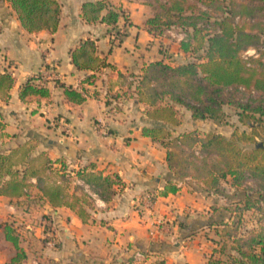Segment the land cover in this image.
Segmentation results:
<instances>
[{
  "label": "crops",
  "instance_id": "crops-1",
  "mask_svg": "<svg viewBox=\"0 0 264 264\" xmlns=\"http://www.w3.org/2000/svg\"><path fill=\"white\" fill-rule=\"evenodd\" d=\"M89 1L97 0H59L62 13L56 32L31 33L9 0H0V74L15 77L9 97L0 95V150L10 153L34 146L20 168L44 153L58 161L54 164L57 169L65 163L69 170L94 165L104 175L118 173L123 186L106 202L89 185L72 177L69 192L84 190L93 201L87 222L68 206L52 207L36 187V178L27 194L0 196V264H27L28 254L35 250L58 264H128L136 249L149 253L148 264L159 260L165 264H208L210 257L227 262L229 255L216 250L204 254L206 243H200L199 234L211 224L213 228L224 227L220 225L223 222L231 224L236 212L223 206L216 212L211 208L213 202L221 205L230 197L223 192L209 193L201 183L177 176L168 165V149L142 133L152 122L144 113L145 105L132 92L134 84L131 88L129 84L150 63H170L155 45L158 38L145 27L146 20L155 14L153 6L146 0H108L126 14L109 26L104 21L88 23L84 19L82 6ZM106 13L104 10L101 17ZM120 29L124 34L117 44L111 36ZM87 39L95 41L97 55L110 66L96 71L76 68L72 51ZM48 48L59 73L57 81L79 92L84 101H69L65 88L53 80L44 85L49 88L48 96L20 98V88L46 65ZM94 106L100 115L91 114ZM189 117L194 120L191 112ZM100 121L105 123L107 134L97 129ZM196 129L186 127L181 119L174 135ZM33 137L42 143L28 142ZM170 183L177 184L176 192L165 191ZM227 184L232 187L229 180L222 188ZM11 223L19 234V248L6 238L5 227ZM259 225L256 221L253 228ZM248 230L250 227L244 232ZM51 233L60 240L57 248L40 241ZM20 252L22 257L18 258Z\"/></svg>",
  "mask_w": 264,
  "mask_h": 264
},
{
  "label": "trees",
  "instance_id": "trees-1",
  "mask_svg": "<svg viewBox=\"0 0 264 264\" xmlns=\"http://www.w3.org/2000/svg\"><path fill=\"white\" fill-rule=\"evenodd\" d=\"M9 2L27 31L53 33L59 28L62 13L59 0ZM82 10L88 23L104 21L109 26L117 23L120 15L126 16L108 0L85 2ZM104 10L107 13L101 17ZM145 27L153 35L163 28L182 29L186 37L180 46L190 59L177 65L164 60L152 62L129 84V88L134 84L132 92L145 105L144 113L152 122V126L143 127L142 133L168 149L167 162L177 176L189 178L186 182L195 180L205 191L215 194L221 193L223 183L230 180L232 187L246 191L243 210L259 211V227L247 232L242 231L235 217L231 224L221 223L223 235L232 239L230 250L223 244L221 251L229 255V260L210 257L208 264H264V207L259 205L264 196V142L258 141L264 131V0H170L159 5ZM250 49H255L256 55L244 57ZM71 57L79 70L96 71L110 66L97 55V45L91 39L81 42ZM36 81L37 77L31 78L20 88V98L49 95V88ZM57 84L65 88L69 101L85 100L76 90L59 81ZM14 85L11 73L0 74L2 97H9ZM225 107L234 108L238 121L250 132L234 131L230 137L218 130L174 135L181 124V108L190 111L194 120H207L221 127L228 121ZM244 144L253 147L246 148ZM19 153V149L10 153L0 151V196L21 197L36 178V187L52 207L68 206L87 222L91 215L88 207L93 206V201L84 190L71 194L70 179L82 180L106 202L112 201L123 186L118 173L104 175L94 165L69 170L65 163L62 169H57L54 164L58 161L45 154L32 159L25 168H18L29 157L28 150L18 159ZM177 190L175 183L165 189ZM252 194L258 195L257 200L252 199ZM233 211L237 214L238 209ZM5 232L6 238L19 248L15 225L7 224ZM21 257L22 252L18 253V258ZM133 262L132 256L128 264Z\"/></svg>",
  "mask_w": 264,
  "mask_h": 264
},
{
  "label": "rangeland",
  "instance_id": "rangeland-1",
  "mask_svg": "<svg viewBox=\"0 0 264 264\" xmlns=\"http://www.w3.org/2000/svg\"><path fill=\"white\" fill-rule=\"evenodd\" d=\"M147 2H149L155 12L157 9H159V5L161 3H168L170 0H146ZM158 38V41H155V45L158 46V51L160 50L161 52H163V55L165 57V59L174 64L177 65L179 63L188 61L189 55H187L180 46V41L186 37V33L180 29V28H171V29H161V30H156V34L154 35ZM251 50V54L253 55L256 52H254V49H250ZM121 53L123 54L124 52L121 51ZM179 53L182 54V56H178ZM154 57H158V54L155 53ZM171 64V65H172ZM112 98L115 97L116 93L112 94ZM226 112L228 114V121L227 124L221 127H216L212 122L210 121H198L195 122L194 120L192 121L191 118L189 117L190 112L185 109V108H181L180 109V116L182 119V122L184 123V125H186V127L188 128H197L196 131H198L199 133H203L204 131H210V130H218L222 133H224V135L229 136L232 133H234V131H237L239 133L243 132V131H247L250 132V129L244 125H242L239 121H238V116H237V112L234 108H230V107H225ZM92 112L91 114H95V115H100V109L97 106H94L93 109H91ZM94 111V112H93ZM262 136H258V141L264 142V131H262L261 133ZM37 141V143H42V140L38 137L35 138L33 137L32 139L28 140V142H34ZM244 146L246 148H252L253 145L250 144H244ZM34 146H31L30 148L27 149H19L20 153L18 154V156H16L18 159L22 157V155H24L25 150H28V153H30V155L33 153L34 151ZM1 151V150H0ZM44 154V153H42ZM41 155V154H40ZM40 155L36 156L40 157ZM42 158H39V161H41ZM38 164V163H37ZM62 167V166H61ZM67 167V166H66ZM18 168H20V165L18 166ZM68 169V168H67ZM222 192L223 194H226L227 196H229L230 198L225 200V202H222L223 204L218 205L220 202H213L211 204V208L212 210H214V212L218 211V209H220V207H225L227 209H235L237 208V214L235 215V219L240 221V228L242 229V231L248 229L250 227V229L253 228V224L256 223V221L259 222V218H260V214L259 211L254 209V208H249V209H244V201L246 200V198H244V194H246V191L243 188H237L236 190L233 189V187H230L229 184L223 186L222 188ZM243 197V198H242ZM252 199L255 201L257 200L258 195L256 194H252ZM242 199V200H241ZM259 205L261 207H264V196L261 198V202L259 203ZM203 211H201L200 213H202ZM212 219H213V214L211 215ZM225 219V218H224ZM234 220V219H233ZM232 220V221H233ZM214 221V220H213ZM231 221V223H232ZM215 223V222H214ZM228 223V222H226ZM219 225V224H218ZM222 225V224H220ZM215 229H219L221 230L220 233H217V231ZM223 227H219V228H213L212 224L209 225L208 227H206L205 229L203 228L201 231H203L202 233H200V243L203 240L206 245L205 248L203 250L204 254H211L213 251H218L221 253L222 250V245L223 244H227V251H229V247L231 246V241L232 239L229 238L228 236H224L223 235ZM191 235L194 236H198V233H192ZM46 237L41 239V243L46 245ZM202 241V243H203ZM201 243V244H202ZM140 251H142L141 249H139ZM40 251H32L28 254L27 258L28 260H25V262L27 264H33L30 261L32 260H37L38 261H42L45 260L46 258H44L42 255L37 254ZM144 252V251H142ZM145 257L141 260V263L139 262L138 264H148L150 262H147L148 255L149 253L145 252Z\"/></svg>",
  "mask_w": 264,
  "mask_h": 264
},
{
  "label": "built area",
  "instance_id": "built-area-1",
  "mask_svg": "<svg viewBox=\"0 0 264 264\" xmlns=\"http://www.w3.org/2000/svg\"><path fill=\"white\" fill-rule=\"evenodd\" d=\"M123 34H124V32L121 29L115 30L111 36L112 41L114 43H117V44L120 43ZM254 52H256L255 49H254ZM250 54H251V50H248L244 53V57L247 58L248 56H252ZM253 55H256V53ZM44 56H45L44 60L46 62V65L43 67V69L36 76L37 82L43 86L49 80L57 81L59 79V73L56 71V64L54 63V61L51 60L52 53H51L50 48L45 50ZM96 127L103 134L108 133V129H107L104 122H102V121L98 122ZM197 154H199V151H197ZM47 236L48 237H46L47 238L46 239L47 240L46 245L48 247H51V248H57L60 244L59 238L54 233H51ZM132 256L134 258V261H136L137 263H139V262L141 263V260L145 257V254L142 251H140L139 249H136L133 251ZM35 264H58V262L56 260L46 258L45 260L38 261Z\"/></svg>",
  "mask_w": 264,
  "mask_h": 264
}]
</instances>
